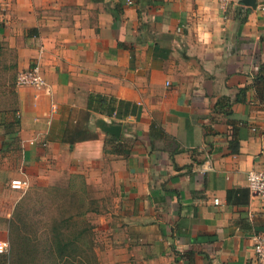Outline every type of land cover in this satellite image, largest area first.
I'll use <instances>...</instances> for the list:
<instances>
[{
  "label": "crops",
  "instance_id": "crops-1",
  "mask_svg": "<svg viewBox=\"0 0 264 264\" xmlns=\"http://www.w3.org/2000/svg\"><path fill=\"white\" fill-rule=\"evenodd\" d=\"M256 2L0 0V40L18 70L38 63L45 79L16 90L26 161L16 178L77 176L111 195L101 232L124 264H259L264 198L227 201L264 169V103L254 87L234 101L264 63ZM222 96L229 116L215 110ZM110 122L120 136L103 130Z\"/></svg>",
  "mask_w": 264,
  "mask_h": 264
},
{
  "label": "rangeland",
  "instance_id": "rangeland-1",
  "mask_svg": "<svg viewBox=\"0 0 264 264\" xmlns=\"http://www.w3.org/2000/svg\"><path fill=\"white\" fill-rule=\"evenodd\" d=\"M6 42L0 40V140L5 144V149L0 155V239L8 240L10 244V220L20 201L25 217V222L20 226L24 232L22 237H25L29 228V234L41 242L46 240V236H50L54 221L64 218L66 211L76 213L86 210L85 216H82V213L76 214L81 216L80 220L88 221L94 229L95 250L100 264H124L125 258L118 260L115 255L109 232H101V229L103 231L111 225L109 218L113 201L111 195L97 193L92 187H89V190L84 184V179L77 176L65 179L59 177L51 181L49 179L38 181L30 177L29 180L26 179L29 183L28 188L24 190L12 188V180L17 176L15 172L26 168V161L20 152L18 137L12 139L4 125V122L16 117L18 109L16 90L19 86L17 75L21 71L15 64V51ZM40 253L42 255L43 251L40 250Z\"/></svg>",
  "mask_w": 264,
  "mask_h": 264
},
{
  "label": "trees",
  "instance_id": "trees-1",
  "mask_svg": "<svg viewBox=\"0 0 264 264\" xmlns=\"http://www.w3.org/2000/svg\"><path fill=\"white\" fill-rule=\"evenodd\" d=\"M119 6L115 8V19L120 18L118 10L121 6ZM250 87L256 89L258 100L264 103V63L259 65L251 86L240 88L234 101L243 102L245 100L244 96ZM101 100L102 102L107 101L106 99ZM107 103L109 106L112 105L110 115L117 118L127 116L128 113H125L120 107L117 109L116 106H114L115 100L109 99ZM120 104L127 103L122 101ZM215 110L223 111L224 114L228 116L231 115V99L227 96L220 97L215 104ZM19 122L18 115L17 118L15 117L9 122H4V125L9 130L7 133L10 134L11 138L17 137V130L14 131L13 128H17ZM233 126L235 129L234 123ZM153 128H155V123H152L150 133L153 132ZM156 130L157 134H161L162 128L160 126L158 128L156 127ZM116 146L120 148V150H118L119 152H123L121 149V146H123L122 143L119 142ZM235 146L236 145H233V143L231 144L234 150H236ZM4 147L5 144H3L2 151L5 149ZM6 150H8L7 147ZM126 153L129 154L130 150H126ZM227 201L228 203L238 206L248 205L250 202L249 188L237 187L229 189L227 191ZM20 203L21 201L16 205L13 216L11 217L12 219L10 220L9 240L11 248L7 254H0V264H100L95 250L94 229L88 224V221L80 220L81 216L76 214L82 213V216H85L86 210L85 212L77 211L76 213H68L66 211L67 214L63 216L64 218L54 221L53 227L49 232L50 236H46V240H42L41 242L38 238H33L29 234V228H27L25 237H22L24 232L23 228L20 226L25 222V217L23 216L22 205ZM79 208L80 206L78 210ZM93 210L97 211V209ZM40 250L43 251L42 255Z\"/></svg>",
  "mask_w": 264,
  "mask_h": 264
},
{
  "label": "built area",
  "instance_id": "built-area-1",
  "mask_svg": "<svg viewBox=\"0 0 264 264\" xmlns=\"http://www.w3.org/2000/svg\"><path fill=\"white\" fill-rule=\"evenodd\" d=\"M224 2H227V0H224ZM259 7L264 11V4H261ZM17 84L19 86H33L37 88L44 86L45 79L39 64L34 63L28 68L21 70L17 75ZM11 186L16 190H24L28 188L29 183L26 179L15 178L12 180ZM248 188L251 193L258 194L264 198V169L255 168L249 172ZM253 240L258 263L264 264V234H255ZM9 247L8 240L0 239V254H6L9 251Z\"/></svg>",
  "mask_w": 264,
  "mask_h": 264
},
{
  "label": "water",
  "instance_id": "water-1",
  "mask_svg": "<svg viewBox=\"0 0 264 264\" xmlns=\"http://www.w3.org/2000/svg\"><path fill=\"white\" fill-rule=\"evenodd\" d=\"M243 2L249 7H253V8L257 7L256 0H243ZM103 130L108 133H111L114 136H120L122 131V125L117 122H110L108 124L105 123Z\"/></svg>",
  "mask_w": 264,
  "mask_h": 264
}]
</instances>
